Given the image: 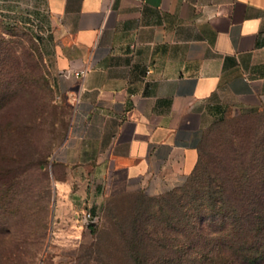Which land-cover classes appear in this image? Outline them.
<instances>
[{"label":"crops","instance_id":"crops-1","mask_svg":"<svg viewBox=\"0 0 264 264\" xmlns=\"http://www.w3.org/2000/svg\"><path fill=\"white\" fill-rule=\"evenodd\" d=\"M14 21L70 105L49 224L71 242L108 194L182 185L229 109H264V0H0Z\"/></svg>","mask_w":264,"mask_h":264},{"label":"rangeland","instance_id":"rangeland-1","mask_svg":"<svg viewBox=\"0 0 264 264\" xmlns=\"http://www.w3.org/2000/svg\"><path fill=\"white\" fill-rule=\"evenodd\" d=\"M69 118L70 105L55 92L29 27L2 25L0 264H226V257L237 264L228 257L232 229L199 217L207 215L209 194L259 189L264 112L229 109L207 129L186 184L155 196L108 194L89 206L96 219L76 224L72 242L67 224H49L56 195L51 155L64 141ZM249 228L240 229L244 241Z\"/></svg>","mask_w":264,"mask_h":264},{"label":"trees","instance_id":"trees-1","mask_svg":"<svg viewBox=\"0 0 264 264\" xmlns=\"http://www.w3.org/2000/svg\"><path fill=\"white\" fill-rule=\"evenodd\" d=\"M242 112L257 113L264 112V109ZM198 151L199 147L197 149V159L193 169L183 184L163 194L170 193L186 184L196 166ZM51 163L53 165L50 170L52 175L54 164L52 161ZM255 182L259 189H253L250 193L240 189L238 192L223 191L220 194H209L206 200V206H209V209H206L207 215L203 213V215L199 217L200 220H208L210 223H216L232 229L233 232L231 235H233V239L229 242L230 247H228L231 250V254L228 257H232L237 264H261L264 261V178L256 180ZM248 183L250 186L252 185L251 182ZM238 186L240 185L238 184ZM243 227H250L247 241H244L245 234L240 232V229ZM130 232L135 236L139 235L134 227H131ZM247 242L249 243L245 246ZM223 259H221V262H228L226 264H231V260L228 261L227 257L226 261Z\"/></svg>","mask_w":264,"mask_h":264},{"label":"built area","instance_id":"built-area-1","mask_svg":"<svg viewBox=\"0 0 264 264\" xmlns=\"http://www.w3.org/2000/svg\"><path fill=\"white\" fill-rule=\"evenodd\" d=\"M82 219L83 221L87 224V223H93L96 219V217L94 215H92L88 210H85L84 212H82Z\"/></svg>","mask_w":264,"mask_h":264},{"label":"water","instance_id":"water-1","mask_svg":"<svg viewBox=\"0 0 264 264\" xmlns=\"http://www.w3.org/2000/svg\"><path fill=\"white\" fill-rule=\"evenodd\" d=\"M91 224H93V223H91Z\"/></svg>","mask_w":264,"mask_h":264}]
</instances>
